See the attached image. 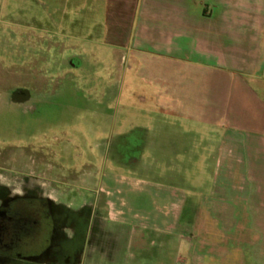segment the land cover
<instances>
[{
	"label": "rangeland",
	"instance_id": "obj_1",
	"mask_svg": "<svg viewBox=\"0 0 264 264\" xmlns=\"http://www.w3.org/2000/svg\"><path fill=\"white\" fill-rule=\"evenodd\" d=\"M63 10L61 0H0V207L17 186L45 189L41 199L15 201L30 228L0 264H79L71 256L79 246L82 264H191L177 243L190 230L176 224L175 209L191 189L194 151L159 150L157 113L141 88L111 63L116 55L92 52L99 39L89 29L79 35L77 10ZM176 156L187 164L174 165ZM51 220L64 226L55 242L76 238L64 251L49 245L42 224Z\"/></svg>",
	"mask_w": 264,
	"mask_h": 264
},
{
	"label": "crops",
	"instance_id": "obj_2",
	"mask_svg": "<svg viewBox=\"0 0 264 264\" xmlns=\"http://www.w3.org/2000/svg\"><path fill=\"white\" fill-rule=\"evenodd\" d=\"M61 1L141 88L159 150L194 151L175 207L191 264H264V0Z\"/></svg>",
	"mask_w": 264,
	"mask_h": 264
},
{
	"label": "flooded vegetation",
	"instance_id": "obj_3",
	"mask_svg": "<svg viewBox=\"0 0 264 264\" xmlns=\"http://www.w3.org/2000/svg\"><path fill=\"white\" fill-rule=\"evenodd\" d=\"M24 101H26L25 97L18 100V102H24ZM34 181L37 182L38 180L34 179ZM38 183L39 182H37L36 186L34 184H32L31 188L28 187L26 184L19 186V187L18 186L15 187L16 189H20V190H17V191H19L18 195L15 194L16 196L12 197L13 199H11V201H7L6 203L3 202V204L1 205L2 207H0V259H12L10 257H7V255L1 254V253L3 251H5L6 249H8L9 247L15 245V243L17 241H19L20 237L22 236V234L20 236V231H23L24 229L28 230L30 228L29 227L30 222L25 221V218L19 216V213H17V210L15 209V201L17 200L19 203L24 204L26 202L30 203L29 201H35L37 199H41L44 196L45 189H42L40 187V185H38ZM0 188H2V187H0ZM31 203H33V202H31ZM11 205L14 206V207L12 206L11 209L4 208L5 206H7V208H8ZM53 215L56 217L57 215L59 216V213H54ZM53 215H52V217H53ZM32 223L34 225H38L37 223H39V222H38V220H36L35 222H32ZM41 224H42V222H41ZM34 225H33V227H34ZM50 225H51V227H50ZM50 225L46 224V226H44V224H42V228H44V227L51 228V236L49 239V245L54 246V245L59 244L58 242H61L62 246H64V248L62 249L64 251V249L66 247H68L69 245H71L75 241V239H76L75 237L73 239H71L70 237L68 239L66 237H64V238L58 237V241L55 242L56 241V235H55L54 231L56 229H59V230L64 229V226H59V223L57 225L52 220H51ZM57 226H59V227L57 228ZM31 227H32V225H31ZM38 227H39V225L37 226V229H38ZM42 228L40 227L41 230H42ZM96 228L94 230H96ZM88 233L89 232H86V234L84 236V245L81 241L82 238L80 239L78 245L85 246L86 238L91 239L90 238L91 233H90V236H88ZM71 253H72V255H71L72 257H76L75 263L80 264L81 259H82L79 257L80 254H82L81 247L79 246L78 249H76V248L72 249ZM54 254L56 256H58L57 252ZM69 256H67V257H69ZM52 264H55V260L52 261Z\"/></svg>",
	"mask_w": 264,
	"mask_h": 264
}]
</instances>
